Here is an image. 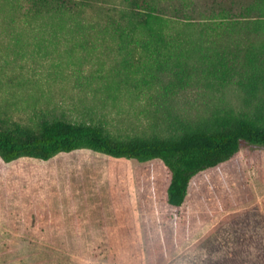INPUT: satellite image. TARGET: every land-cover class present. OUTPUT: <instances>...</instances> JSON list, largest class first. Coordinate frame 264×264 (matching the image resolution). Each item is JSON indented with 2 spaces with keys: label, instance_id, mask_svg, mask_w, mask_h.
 <instances>
[{
  "label": "rangeland",
  "instance_id": "374dc122",
  "mask_svg": "<svg viewBox=\"0 0 264 264\" xmlns=\"http://www.w3.org/2000/svg\"><path fill=\"white\" fill-rule=\"evenodd\" d=\"M158 3L167 17L199 20L205 7L232 0ZM21 5L29 7L27 0ZM4 10L1 116L23 124L46 117L95 122L136 135L166 130L158 111L166 100H173V114L188 118L238 107L230 94L201 89L167 98L166 82L152 80L138 54L130 60L120 51L118 39L55 34ZM86 13L88 22L104 25L101 10L86 7ZM170 177L161 161L90 150L49 161L0 158V264H264L263 148L243 147L196 176L180 208L167 204Z\"/></svg>",
  "mask_w": 264,
  "mask_h": 264
},
{
  "label": "trees",
  "instance_id": "16d2710c",
  "mask_svg": "<svg viewBox=\"0 0 264 264\" xmlns=\"http://www.w3.org/2000/svg\"><path fill=\"white\" fill-rule=\"evenodd\" d=\"M27 1L23 11L22 0H0V19L10 7V17L21 16L39 29L50 26L55 34L108 35L119 40L130 60L138 54L152 80L166 82L167 98L192 88L230 94L239 103L188 118L173 114V100H166L158 109L166 130L136 135L95 122L46 117L23 124L0 115V158L5 163L49 161L79 150L139 163L158 160L171 176L167 204L180 208L196 176L229 162L243 147L264 149V0L216 3L205 7L199 20L167 17L158 0H120V6L109 0ZM86 7L101 10L106 24L88 22Z\"/></svg>",
  "mask_w": 264,
  "mask_h": 264
},
{
  "label": "crops",
  "instance_id": "0c3cea01",
  "mask_svg": "<svg viewBox=\"0 0 264 264\" xmlns=\"http://www.w3.org/2000/svg\"><path fill=\"white\" fill-rule=\"evenodd\" d=\"M138 242V241H137ZM138 244V243H137ZM139 244H140V242H139ZM144 263V262H143ZM143 263H141V264H143Z\"/></svg>",
  "mask_w": 264,
  "mask_h": 264
}]
</instances>
